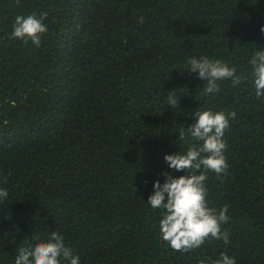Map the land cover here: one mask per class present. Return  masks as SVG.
I'll return each instance as SVG.
<instances>
[{
  "label": "trees",
  "instance_id": "16d2710c",
  "mask_svg": "<svg viewBox=\"0 0 264 264\" xmlns=\"http://www.w3.org/2000/svg\"><path fill=\"white\" fill-rule=\"evenodd\" d=\"M44 12L40 46L10 36L16 15ZM262 27L264 0H0V264L52 231L80 264H264V100L231 79L206 94L187 70L207 56L249 74ZM208 109L236 113L227 173L206 183L230 243L173 251L147 201L164 173L187 174L165 155L202 143L179 131Z\"/></svg>",
  "mask_w": 264,
  "mask_h": 264
},
{
  "label": "clouds",
  "instance_id": "9594fccd",
  "mask_svg": "<svg viewBox=\"0 0 264 264\" xmlns=\"http://www.w3.org/2000/svg\"><path fill=\"white\" fill-rule=\"evenodd\" d=\"M19 3V0H17ZM47 13L16 15L10 36L20 39L25 44L31 41L34 45H41V37L47 32L44 20ZM264 32V27L261 28ZM190 72H198L199 78L204 80L206 94L218 92V81L231 79L234 85L250 81L258 99L264 100V50H257L249 60L251 65L249 74H237V67L230 66L220 59L202 56L199 59L190 57L187 61ZM168 104L175 108L179 105L176 90L168 92ZM198 120L188 128L179 131V140L190 136L193 141L202 142L199 146L193 144L186 152L166 154L165 161L171 169L186 171V175L173 177L164 173L165 182L156 180L154 192L148 198L153 210L162 211L160 220V235L163 241L173 251L189 252L200 248L210 239L223 240L230 243L227 230L223 225L230 220L228 205L217 210L210 206L206 183L208 173L213 172L220 179L228 170L227 142L225 131L230 126L229 116L235 117V111L226 114L222 111L213 112L211 109L197 111ZM199 170V174H197ZM7 183V178H3ZM9 196L6 188L0 187V201ZM15 264H80L79 256L66 245L65 238L58 231H52L47 239L39 240L30 247H20L15 257ZM204 264V261L201 262ZM213 264H236L234 257L221 253L220 259Z\"/></svg>",
  "mask_w": 264,
  "mask_h": 264
}]
</instances>
